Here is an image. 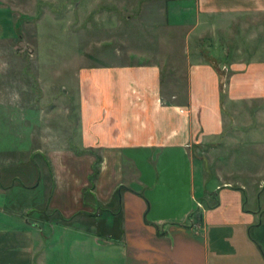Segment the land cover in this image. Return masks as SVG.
<instances>
[{"label": "crops", "instance_id": "1", "mask_svg": "<svg viewBox=\"0 0 264 264\" xmlns=\"http://www.w3.org/2000/svg\"><path fill=\"white\" fill-rule=\"evenodd\" d=\"M190 2L188 105L162 103L159 64L81 69L80 145L90 161L45 162L53 196L36 182L43 162L27 183L0 174V264H264V182L204 184L200 196L191 150L225 134L227 104L264 129V107H253L264 104V54L201 43L264 30V0Z\"/></svg>", "mask_w": 264, "mask_h": 264}, {"label": "rangeland", "instance_id": "2", "mask_svg": "<svg viewBox=\"0 0 264 264\" xmlns=\"http://www.w3.org/2000/svg\"><path fill=\"white\" fill-rule=\"evenodd\" d=\"M191 4L190 0H0V174L27 183L28 177L40 172L37 163L43 162L36 182H43L41 189L53 196L51 164L45 162L71 160L73 155L90 161L80 145L83 68L120 62L159 64L162 103L187 106L184 52ZM212 36L201 41L211 51L264 54V30L255 35L249 26L239 41ZM231 74L222 79L224 85ZM253 107L262 109L264 104L258 101ZM246 113L241 104H227L225 134L193 144L200 196L204 184L258 187L264 182L263 122L250 128Z\"/></svg>", "mask_w": 264, "mask_h": 264}, {"label": "trees", "instance_id": "3", "mask_svg": "<svg viewBox=\"0 0 264 264\" xmlns=\"http://www.w3.org/2000/svg\"><path fill=\"white\" fill-rule=\"evenodd\" d=\"M221 93H222V96L224 97L225 96V94H224V84H222V86H221ZM218 205H219L218 199L214 198V207H217Z\"/></svg>", "mask_w": 264, "mask_h": 264}, {"label": "built area", "instance_id": "4", "mask_svg": "<svg viewBox=\"0 0 264 264\" xmlns=\"http://www.w3.org/2000/svg\"><path fill=\"white\" fill-rule=\"evenodd\" d=\"M199 207L201 208V207H202V205H201V204H199Z\"/></svg>", "mask_w": 264, "mask_h": 264}]
</instances>
